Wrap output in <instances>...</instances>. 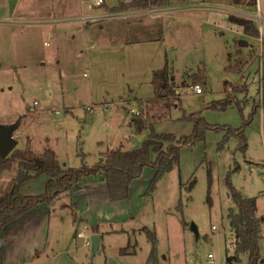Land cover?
<instances>
[{"label":"rangeland","instance_id":"1","mask_svg":"<svg viewBox=\"0 0 264 264\" xmlns=\"http://www.w3.org/2000/svg\"><path fill=\"white\" fill-rule=\"evenodd\" d=\"M131 2L104 0L97 6L94 0H0V130L10 132L15 141L8 154L0 150V172L15 160L32 169L28 172H44L42 166L22 159L5 167L17 149L31 148L42 155L52 146L64 166L75 167L96 163L112 148L132 149L150 133L137 132L133 115H153L159 132L192 133L195 121L182 119L179 106L168 108L165 98L154 95L153 70L167 57L190 116L237 127L261 103L246 128L249 147L246 153L237 149L234 135L221 146L225 131L209 129L204 140L183 145L180 165L167 171L151 194L144 193L155 169L146 167L125 203L109 200L103 174L85 176L61 192L56 203H44L50 205V215L40 210L26 229L14 225L6 230L9 256L30 248L35 235V248L45 253L37 264H68L66 254L73 247L78 250L71 255L83 253L86 264H106L129 236V249L137 243V258L143 263L152 248L142 230L148 225L158 237L159 264H191L196 256L205 262L209 252L215 253V264H225L227 255L236 252L229 212L238 210L227 183L229 173L240 191L257 196V213L264 217V41L261 33L247 35L241 25L228 20L236 14L256 22L242 10L254 12L259 1L173 0L145 6ZM93 13L107 15L74 20ZM51 18L56 22H48ZM241 46L249 62L241 73L228 71L230 52ZM204 66L209 84L198 83L203 87L198 93L192 74ZM183 82L190 85L182 86ZM225 101L226 109L208 107ZM237 162L241 169L231 172ZM42 176L36 174L37 187L44 186ZM93 199L97 201L90 202ZM180 201L183 209L178 208ZM92 212L114 226L110 232H100L101 227L82 218ZM79 231L104 234L101 244L106 251L92 257V247L77 238ZM262 235L257 264H264V222ZM239 256V264H251L248 252Z\"/></svg>","mask_w":264,"mask_h":264},{"label":"trees","instance_id":"2","mask_svg":"<svg viewBox=\"0 0 264 264\" xmlns=\"http://www.w3.org/2000/svg\"><path fill=\"white\" fill-rule=\"evenodd\" d=\"M173 0H132L131 6H145L150 4H170ZM126 4V3H125ZM228 20L239 24L243 27L244 32L250 36H258L260 29L256 22L250 18L230 14ZM242 43L248 45L246 41ZM230 63L226 69L235 70L241 73L243 67L249 62L244 55L243 46L237 48L229 54ZM208 70L206 66L202 70L194 72L192 83L208 85ZM154 86V95L156 98H165V105L168 108L179 106L183 110L182 119L194 120V131L190 134H182L180 136L173 132H159L155 126V120L149 117L148 113L144 116L133 115L132 121L136 125L137 132H143L149 129V136L145 141L132 149H124L123 147L112 148L106 152L102 159L94 164L84 163L80 167L64 166L60 161L57 150L52 146H47L42 155H37L31 148L17 149L13 152V159L6 162L5 167H9L14 159H22L42 166L44 172L48 175V180L42 191L38 193H23L16 189H12L0 196V264H5V257L1 247V232L3 227L13 219L19 217L32 208L42 203H51L63 191L71 189L76 183L81 181L88 175H104L108 187V197L112 202H121L129 199L131 189L136 179L142 176L146 167L150 166L155 169V173L145 190L144 194H151L157 187L158 180L169 170L173 169L181 162V150L184 144L195 145L198 141L206 138L209 129L224 130V138L221 146H224L234 135L238 138L237 149L245 152L249 146V136L246 128L251 119L257 114L261 103H257L250 113V117L245 118L242 125L234 127L231 124L213 123L203 118L201 115L193 117L187 114L182 105V92L178 90L180 86L175 77L174 70L169 64L168 57L165 64L161 68L153 70L151 80ZM228 81H225V85ZM190 84L183 82L182 86ZM237 90L241 88L236 87ZM245 89V88H243ZM264 89V87H263ZM141 101V99H140ZM213 103V102H211ZM241 106L240 104H238ZM208 107L216 109H226L229 107L228 101L220 104H210ZM242 108V106H241ZM155 115V114H154ZM152 119V120H151ZM231 130L230 132L227 130ZM241 169V164L237 162L235 168L231 171ZM209 179L212 181V171L209 170ZM227 183L230 193L238 204V210H231L229 218L232 230L236 235L234 254H228L227 264H239V255L242 252H248L251 264H257L261 258L262 246L260 239L262 235V223L264 217L258 215L257 196H247L240 191L233 183L231 173L227 177ZM195 179L190 182V189L194 186ZM209 195V199H210ZM178 208L183 209V202L180 201ZM187 224V220H183ZM144 230L152 242L151 252L148 256L147 264H159L157 243L158 237L156 232L148 225ZM131 241L121 247V254H134L137 252V243L133 244V248L129 249ZM236 261V262H235Z\"/></svg>","mask_w":264,"mask_h":264},{"label":"crops","instance_id":"3","mask_svg":"<svg viewBox=\"0 0 264 264\" xmlns=\"http://www.w3.org/2000/svg\"><path fill=\"white\" fill-rule=\"evenodd\" d=\"M219 4H221V3H219ZM221 5L223 6V4H221ZM49 20H54V19L51 18ZM49 20H48V22H49ZM45 42H48V41H45ZM18 162L19 161L15 160L10 168L5 169L4 172H0V196L4 195L6 192H8L12 189H16V190L21 191L23 193H38L44 189L45 184L48 180L47 173L46 172H28L29 170L32 171V169H29V167L27 168V167L21 166L20 162L19 163ZM241 167H242V165H241ZM36 174H38V175L42 174L43 175L42 177L43 178L45 177L42 180L43 181L42 184H44V186L42 185L43 187H41V185H38V187H37V185L33 184V182L35 181V178H36ZM36 188H39V189H36ZM78 192L80 193L81 191H78ZM78 192L74 193V195H73L74 198H76V195L78 194ZM105 197H104V200L106 202L107 200ZM129 199L122 201L120 203H125ZM92 201L96 202L97 199H93L90 202H92ZM53 203H56V201H52V204ZM76 204H77V208H78L79 207L78 200H76ZM92 205H94V204L92 203ZM108 205L111 206V205H113V203H111V204L109 203ZM44 209H46V211H45L46 214L47 213L49 215L51 214L52 211L50 209V205L42 203L39 206L30 209L29 211L25 212L24 214L20 215L19 217L8 222L3 227L2 232H1V247H2L4 257H5V264H37V263H39L40 258L45 255V253H43V251L41 249L35 248V235L33 236L34 240H32L33 245L31 244L30 248L27 245H25V246H27L26 251H23V252L20 251V253L16 252L15 256H13V253L9 256L8 253L5 251L4 239H3V235L6 233V230L8 231V230L13 229L12 226H14V225H15L14 228L17 227L16 225H18V226H20L19 228L21 230L26 229V227L31 224V220H34V218H36L37 212H39L40 210H44ZM90 214H91L90 216H85L84 214H82L83 215L82 218L87 220L89 222L90 226L98 227V228L101 227L100 232H110L111 229L114 227L112 224H109L108 223L109 221H107L104 218V216H101V214H97L96 212H92ZM47 218H49V216H47ZM95 233H98V232L96 231ZM103 236H104V234H102L101 240H102ZM127 241H128V243L130 242L129 236H127ZM101 243L102 242L100 241V251H98L100 253L106 251V245L103 244V247H102ZM126 245H123V246H126ZM31 246H33V247H31ZM123 246H121V247H123ZM121 247L118 250V254L116 253L113 256H108L106 264H147L148 256H147V258L145 257L143 263H141L137 258L138 257V251L134 254H121V252H120ZM77 250H78V248L73 247L71 251H67L66 255H67L68 264H86L87 261H85L83 253H81L82 255H78V254L71 255L72 253L74 254V252L76 253ZM48 264H52V261H50Z\"/></svg>","mask_w":264,"mask_h":264},{"label":"built area","instance_id":"4","mask_svg":"<svg viewBox=\"0 0 264 264\" xmlns=\"http://www.w3.org/2000/svg\"><path fill=\"white\" fill-rule=\"evenodd\" d=\"M258 1H259L258 8L256 10H254V12H248L245 9H243L242 12L244 14L250 15V17H252L253 19L256 20L257 25H258L260 32H261V39L264 41V4H263V0H258ZM103 2H104V0H94V5L99 6ZM101 15H104V14H100V13H97V14H95V13H93V14H80L74 20L75 21H88V20L95 19ZM105 15H107V14H105ZM49 22H56V21L49 20ZM195 91L198 93H202L203 87L200 84H198L195 87ZM35 102H38V100L36 99ZM92 236H90L88 233H86L84 231L78 232V238L82 239L84 241V243H83L84 246H87V247L93 246ZM229 246H230V244H229ZM215 261H216V255L213 252H209L207 254V259L205 262H199L197 256L190 258L191 264H215ZM225 264H227V262Z\"/></svg>","mask_w":264,"mask_h":264},{"label":"water","instance_id":"5","mask_svg":"<svg viewBox=\"0 0 264 264\" xmlns=\"http://www.w3.org/2000/svg\"><path fill=\"white\" fill-rule=\"evenodd\" d=\"M15 147V141L12 138L10 132H5L0 130V150L4 154H8ZM193 228L198 231L197 225L193 222ZM102 234L96 233L92 236L93 246H92V256H94L98 251H100V241Z\"/></svg>","mask_w":264,"mask_h":264}]
</instances>
